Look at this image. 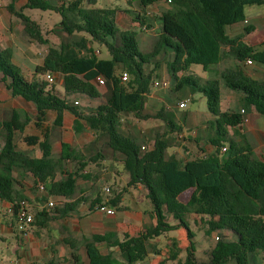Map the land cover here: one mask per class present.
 <instances>
[{
	"label": "trees",
	"instance_id": "16d2710c",
	"mask_svg": "<svg viewBox=\"0 0 264 264\" xmlns=\"http://www.w3.org/2000/svg\"><path fill=\"white\" fill-rule=\"evenodd\" d=\"M144 3L146 6L166 5L159 18L162 33L150 53L141 50L137 31L118 26L119 10L98 7V0H27L20 11L16 10L15 0L7 6L9 13L24 24L29 40L48 48L43 64L36 68L37 74L46 77L62 75L69 94L83 93L97 101L101 94L95 85L96 79L104 76L106 84L112 85L109 99L87 114L71 110L66 97L47 78L41 81L27 78L14 63L11 48L0 47V81L13 98H22L36 107L38 127L54 114L53 128H61L66 111L77 117V133L83 131L79 120L85 121L89 129L104 141L105 148L121 157L124 171L130 178L128 186L137 188L141 185L147 191L156 225L138 236L126 234L123 240L109 241V253L97 252L89 264H139L151 255L153 240L179 229L187 232V258L185 261L181 259V242L174 237L164 264L168 261L177 264H264L259 259L264 256V159L255 155L244 138L239 142L229 141V129L243 123V113L221 110L222 84L232 91L244 93L248 102L254 99L264 104V81L249 78L232 68L225 69L219 79L214 80H203L197 74L189 73L194 65L207 68L228 58H235L240 63L252 60L264 65V49H255L245 43L242 36L230 37L227 33L229 26L246 20L247 6L264 5V0H144ZM25 9L60 13L62 23L59 30H54L60 43L51 44L44 29L24 13ZM136 22L140 28L144 25L139 18ZM254 30V26L245 29L247 33ZM96 45L106 47L111 58H100ZM169 52L173 54L169 70L175 92L185 88L200 92L207 100L208 111L216 117V137L211 140L215 153L185 163L167 154L175 144L172 134L183 130L175 122L174 114L165 108L156 113L147 111L151 85L158 80L160 63L157 59L160 56L165 58ZM152 59L158 62L148 70ZM124 75H127L126 81L122 79ZM123 113L131 114L139 121L162 120L167 130L156 135L153 149L143 151L135 138L123 130ZM31 121L25 111L14 110L10 120L0 122V135L4 141L0 152V202H9L13 206L14 213L10 216L15 221L20 203H31V200L18 191L14 171L32 174L35 190H43L46 198L72 199L76 193V179L88 165L84 157L71 152L66 144H63L62 155L54 158L49 128L43 130L42 137L25 138L30 148H40V158L30 149H21L17 135L22 134ZM227 141L228 145H224ZM223 149H226L224 154ZM67 160H73L78 171L58 179L64 173ZM189 192V198L183 201ZM121 198L122 194H118L104 202L97 199L96 203L118 207ZM83 201L84 198L59 202L50 211L33 207L34 221L30 228L44 227L50 219L74 212ZM190 215L207 223V234L218 230L234 235V239L229 240L216 237V246L207 263L199 262L195 256V234L187 221ZM171 218L178 224L172 225ZM69 244L74 250L71 264H83L77 253L79 241ZM114 249L123 260L115 255Z\"/></svg>",
	"mask_w": 264,
	"mask_h": 264
},
{
	"label": "crops",
	"instance_id": "0c3cea01",
	"mask_svg": "<svg viewBox=\"0 0 264 264\" xmlns=\"http://www.w3.org/2000/svg\"><path fill=\"white\" fill-rule=\"evenodd\" d=\"M125 1L124 5H120L119 2H115V0H98V4L102 2L101 8L111 7L118 9L117 23L121 19L123 25L126 26L125 29H133L137 24L140 26V24L136 22V19L139 18L140 21L144 23L142 28H140L141 36H143V40L147 42V45L149 43L152 44L162 33V22L159 18L162 11L166 8V5L161 3L146 6L144 0ZM15 2L16 10L20 11V9L26 5L27 0H15ZM8 5L9 4L5 5L0 3V47L3 49L11 48L14 54L13 61H15L16 58L18 60L21 58L25 66L22 65L32 74L34 70L36 71L38 66L43 64L48 48L46 46H43V48L34 47L36 46L35 43H32L25 34L22 21L15 16L9 17L4 14L5 10L8 11ZM256 19H258L256 24L246 25L247 22L245 20L242 23L229 26L227 28V33L230 37L242 36L245 43L255 49L262 50L264 49V15ZM16 21H18V23H16ZM248 26H254L255 30L251 33H247L245 29ZM17 33H19V36L16 35ZM14 49L17 50V55H15ZM224 50H226V48H224ZM165 58H167L166 65L168 72L169 64L173 61V54L169 52ZM40 59L42 63H40ZM19 63L21 64V62ZM193 67H197V77L203 80L219 79L221 73L225 69L232 68L239 70L249 78L264 81V65L256 62L249 65L248 61L240 63L235 58H228L222 63L211 65L207 68L201 65H194L191 67V70ZM199 70L202 71V74ZM56 76H60L61 83L65 85L63 76L55 75V79ZM95 85L103 98L104 94H102L101 87L97 86L96 83ZM189 90L191 93H194L191 89ZM105 92L106 94L109 93L106 90L104 93ZM75 94L76 93L67 95L72 97L75 96L72 101H69L68 97H66L67 104L71 110L81 115L87 114L91 109H95L100 104L97 100L91 99L86 95L88 97L87 105L83 109H79L77 106H80V103ZM197 95L205 99L207 106V100L204 95L200 92H197ZM148 99L149 101H156L155 94L152 93ZM157 100L161 103L165 102L159 97H157ZM76 102H78V105H76ZM161 108H163V106H161ZM171 108L169 110H171ZM200 109L202 110V107ZM14 110L25 111L32 120L25 131L17 135L19 147L21 149H30L37 158H40L42 156L40 148L38 146L30 148L25 142V138L28 136L42 137L43 130L49 128V137L53 147L54 158L57 159L62 155L63 144H66L70 147L71 152H77L84 157L88 161V165L76 179V193L72 199L59 196L46 198L43 190H35V179L32 174L24 173L23 171H14L13 175L19 183V185H17L18 191L23 193L27 199L31 200L35 208L45 209L46 204L51 200L59 203L64 199V203H68L84 198V201L74 212L63 217L52 218L46 222V226H36L28 229L24 233L18 231L17 222L12 216L7 213H1L0 239L2 242L9 243L11 246L15 244L12 250L16 259L11 260V263L47 264L49 262H56V264H71V257L74 250L69 242L75 240L79 241L77 253L80 255L83 264H86V259H88L89 264L91 258L95 256L97 252L102 255H107L109 253V241L114 239L123 240L126 234L138 236L140 233L156 225L157 221L153 214V206L150 211H144L139 205L138 199L141 198V194L143 195L142 200L143 198H147V191L145 188L141 185L137 188L128 186L130 178L124 171L121 157H117L118 155H114L106 149L104 141H102L95 132L89 129L85 121L82 119L79 120L83 126V131L77 133L75 131L77 117L71 111H66L64 113V123L61 128H53L54 114H50V120L38 127L36 125V107L22 98H13L6 89L4 83L0 81V122L10 120ZM221 110L223 112L234 111L243 113V123L235 128L229 129V141L239 142L244 138L253 149L255 155L258 158L264 159V104L254 99L248 102L244 93L232 91L222 84ZM209 114L214 118L215 122L216 117L210 112ZM203 115L204 113H202V111H198L197 119L195 117L197 128L193 130L189 128L192 134L188 139H195V142H197V151L195 148L189 147V149H187V145L184 144H173L167 153L169 157L175 156L178 160L185 163L215 153L216 149L211 143V140L216 137L214 123L211 122V119L206 122ZM174 116L176 117L177 115L174 114ZM188 116L189 115L185 116L184 121L189 119ZM179 120L181 119L179 118ZM175 122L180 126V122L183 123V121ZM196 135L197 139L195 138ZM213 135H215L214 138L212 137ZM147 137L149 139H147L148 141L144 138L135 139L136 144L146 147L147 150L146 142H151L152 135L149 134ZM3 144L4 141L0 135V152ZM153 147L154 143L148 150L153 149ZM182 148L184 150H182ZM171 149L172 151L170 152ZM225 152L226 151L223 149L222 153L224 154ZM100 154H102V156H100ZM89 159H92V161ZM77 171V164L73 160H67L64 165V173H62L58 179H62L67 174L76 173ZM102 182L103 186L101 185ZM107 188L110 189L109 193L106 192ZM118 194H122L119 206H108L115 212L114 215H109L97 209L99 206V204L96 203L97 199H102V202H104L109 198H114ZM136 194L138 199L136 198ZM190 194L187 193V196L185 195L186 198L184 199L183 197L182 200L187 201ZM127 199H132V208L124 204ZM8 205H10L9 202H3V208ZM45 210L50 211L48 209ZM196 220H201V218L195 215L187 217L190 226L191 222L193 221V223H196ZM171 221L174 220L170 219L169 222L171 223ZM177 231L180 235L187 234L185 229H179ZM225 232L231 239H234V235L231 232ZM10 238H12V244L9 241ZM158 238L159 237L153 240L152 243H161H156V240L159 241ZM178 239L180 240V236ZM168 242L169 246L167 249L171 247V238L168 239ZM10 248L11 247H9V249ZM181 248H183L182 244ZM187 248L188 245L186 246V249ZM0 264H3L2 260H0Z\"/></svg>",
	"mask_w": 264,
	"mask_h": 264
},
{
	"label": "rangeland",
	"instance_id": "374dc122",
	"mask_svg": "<svg viewBox=\"0 0 264 264\" xmlns=\"http://www.w3.org/2000/svg\"><path fill=\"white\" fill-rule=\"evenodd\" d=\"M13 0H0V3H3L5 5L10 4ZM124 1L125 0H115V2H119L120 5H124ZM126 2V1H125ZM102 2H100L97 6L100 7L102 4ZM119 6V5H117ZM120 7V6H119ZM125 7V6H123ZM5 10V9H4ZM134 11V10H133ZM24 13L29 16L32 20L37 21L41 27L44 29L45 33L47 34L49 40L51 41V44H58L60 43V37L54 32L59 30V25L62 23V17L60 15V13L56 12V11H41V10H33V9H25ZM5 15H8L9 17H11L12 15H10V13L5 10L4 11ZM245 14H246V25H250V24H256L258 21L259 16L264 15V5H254V6H247L245 8ZM6 16V17H8ZM16 23H18V21H16ZM118 26L122 29H125L126 26L123 25V23L120 21H118ZM137 24V23H136ZM133 30L137 31L138 33V41L141 47V50L145 53H150L153 50V47L155 45L156 41H153L152 44H148L147 42L143 40V36H141V30H140V26L135 25ZM17 36H19V33L16 34ZM16 36V37H17ZM36 48H43V46L35 44ZM96 48L99 50L100 52V58L102 59H110L111 56L107 50L106 47L101 46V45H96ZM45 49V47H44ZM15 51V55H17V50L14 49ZM160 63V68L158 70V80L160 81H164V80H169L171 82V88L170 89H164V88H159L154 86V84L151 85V90L152 93L155 94V100L156 101H147V111L151 112V113H156L157 111H160L161 109H166V111L168 112H172L174 114H176L177 116L175 117V121L180 122L183 121V123L180 122L182 129L181 131H177V133L172 134V138H173V143L175 144H184L187 145V149L190 148H195L197 151V142H195V139L191 140L188 139L191 137L192 132L189 130V128L196 129L197 128V121L195 122V117L197 119V112H201L204 113L203 118L205 119L206 122H208L207 120L211 119L212 123H214V118L209 114L208 110H207V106H206V101L203 97L197 95V93H191L190 90L188 88H185L184 90H182L181 92H177L175 93L174 90V79L172 77V73L170 72V70L168 69L167 72V58H164L162 56H160L157 59ZM155 59H152V63L151 65L148 66V70H150L151 68H153L154 65H156V63L158 62ZM15 64H17L22 73L29 78L30 80H34V81H41V80H45L46 76H42L36 73V71L34 70L33 73L31 74L27 69H25V65L22 63L21 58L18 60L17 58L15 59ZM21 62V64L19 63ZM40 63H42L41 59H40ZM24 66H23V65ZM162 68V69H161ZM199 72L202 74V71L199 70ZM120 72L118 71V74ZM189 73H196L197 74V67H193L192 70L189 71ZM61 77L60 76H56L54 85L55 88L58 92H60L63 96L68 97L69 101H72L75 96H67L69 94V88L65 85H63L61 83ZM102 90V94H104L103 98L101 96V98L99 99V101H97L98 103H105L109 97L111 96V91H112V85L110 83L107 82V84L104 87H101ZM108 91L109 93L106 94V92L104 93V91ZM76 98L79 100L80 106H77L79 109H83L86 105H87V100L88 97L83 94V93H76ZM157 97H159L161 100H164L165 102H159V100H157ZM154 99V98H153ZM160 100V101H161ZM167 101V102H166ZM181 101H188L187 107L186 108H180L179 104ZM164 104V105H161ZM161 106H163V108H161ZM172 107V108H171ZM202 107V110L200 109ZM204 107V108H203ZM171 108V110H169ZM200 109V110H199ZM193 114V115H192ZM189 115V119L186 121H184L185 116ZM179 118L181 120H179ZM121 121H122V128L123 130H125L127 133H130L132 135L133 138L135 139H148V135H152V139L151 142H146L147 145V150L149 149V147H151L154 143V139L156 137L157 134L162 135L166 132L167 128H166V123L163 122L162 120H148V121H139L138 119H136L133 115L131 114H126L123 113L121 115ZM180 136H183V139L180 138ZM213 138L215 137V135L212 136ZM197 139V135L195 137ZM149 140V139H148ZM147 140V141H148ZM190 145V146H189ZM224 145H228V141L224 142ZM146 150V151H147ZM182 150H184L182 148ZM172 151V149L170 150V152ZM224 156V155H223ZM117 157H120L119 155ZM2 170V169H0ZM101 185L103 186V182L101 183ZM190 194V192L188 193ZM187 196V194H186ZM186 196H184V199L186 198ZM141 198L138 199V196L136 194V198L139 200V205L140 208L144 211H150L152 209V204L150 202V200L148 198H143V195H140ZM132 199H127L124 204L128 207H133L132 206ZM172 219V218H171ZM172 225H177L178 222L177 221H171ZM192 232L195 234V238H194V247H195V256L197 258V260L201 263H207L210 261V252L214 249V247L216 246L217 243V236H220L221 238L225 239V240H229L231 239L225 231H211L207 234V230L208 225L206 222H202L201 220H196V223H193V221L191 222V226H190ZM186 234V233H185ZM179 234L177 230L166 233L164 236H161L158 238L159 241L156 240L157 242H161V243H157V244H153L152 246H154V248H151V255H149L148 259L144 262H141L139 264H164V260L168 258V253H169V249H167V247L169 246V242L168 239L170 238H178L180 236V242L183 246L182 248V253H181V259L183 261L186 260L187 256H186V246L189 245V241H188V237L187 234ZM157 239V238H156ZM10 243L12 244V238L9 239ZM168 243V244H167ZM15 246V244H13L12 246L9 243H4L2 242V240L0 239V260L3 261V264H13L11 263V260H15L16 257L13 254V247ZM151 246V247H152ZM9 247H11L9 249ZM114 251H116L114 249ZM118 258H120L121 260H123V258L120 256V253L118 251H116L115 254ZM260 261L262 263H264V256H261ZM86 264H88V259L85 260ZM84 262V263H85ZM166 264H177L176 262L173 261H168L166 262Z\"/></svg>",
	"mask_w": 264,
	"mask_h": 264
},
{
	"label": "built area",
	"instance_id": "2783aa9c",
	"mask_svg": "<svg viewBox=\"0 0 264 264\" xmlns=\"http://www.w3.org/2000/svg\"><path fill=\"white\" fill-rule=\"evenodd\" d=\"M248 64L252 65L253 61L252 60H248ZM46 78H47V80L50 83H54L55 82V77L53 75H47ZM122 79H123V81H126L127 80V75H124ZM95 82H96L97 86H99V87H104L106 85V79H105L104 76H99L96 79ZM154 86L159 87V88H164V89H170L171 88V82L169 80H164V81L157 80V81H155ZM187 104H188V101L181 102L180 103V108H186ZM76 105H78V102H76ZM180 138L183 139V136H180ZM142 150L145 151L146 147L143 146ZM224 151H226V149H224ZM106 192L109 193L110 189L107 188ZM61 202L64 203V199H62ZM57 203H58L57 201L51 200V201H49L46 204V208L45 209L51 210L57 205ZM33 207H34L33 204L29 203L27 201H22L20 203V208L18 210L17 221H16L17 222L18 231L24 233L28 229H30L31 224L34 221V215H33V212H32L33 211ZM97 209L99 211L105 212V213H107L109 215H114L115 214V212L112 209H110L106 204H100L97 207ZM1 213H7L9 215H13L14 208H13V206L11 204L8 205V206H5L3 208V202H0V214Z\"/></svg>",
	"mask_w": 264,
	"mask_h": 264
}]
</instances>
